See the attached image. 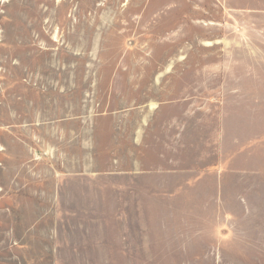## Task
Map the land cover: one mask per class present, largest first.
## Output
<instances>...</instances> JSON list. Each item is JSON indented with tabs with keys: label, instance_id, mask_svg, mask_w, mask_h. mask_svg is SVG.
Returning a JSON list of instances; mask_svg holds the SVG:
<instances>
[{
	"label": "rangeland",
	"instance_id": "rangeland-1",
	"mask_svg": "<svg viewBox=\"0 0 264 264\" xmlns=\"http://www.w3.org/2000/svg\"><path fill=\"white\" fill-rule=\"evenodd\" d=\"M148 222L264 264V0H0V264H149Z\"/></svg>",
	"mask_w": 264,
	"mask_h": 264
},
{
	"label": "crops",
	"instance_id": "crops-1",
	"mask_svg": "<svg viewBox=\"0 0 264 264\" xmlns=\"http://www.w3.org/2000/svg\"><path fill=\"white\" fill-rule=\"evenodd\" d=\"M212 228L209 234L206 224L191 223H134L125 224L122 253L129 262L149 264H202L220 263L223 261L225 243H232L231 236L215 233ZM133 246V249H130ZM228 261H242L229 256ZM248 262V260H247Z\"/></svg>",
	"mask_w": 264,
	"mask_h": 264
}]
</instances>
